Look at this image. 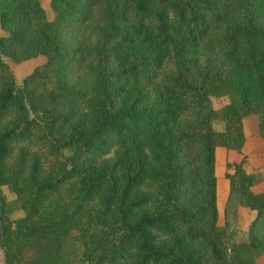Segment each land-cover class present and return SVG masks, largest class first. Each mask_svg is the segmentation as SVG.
Listing matches in <instances>:
<instances>
[{
  "label": "trees",
  "instance_id": "1",
  "mask_svg": "<svg viewBox=\"0 0 264 264\" xmlns=\"http://www.w3.org/2000/svg\"><path fill=\"white\" fill-rule=\"evenodd\" d=\"M49 4L0 0L1 264H257L264 189L242 148L248 116L264 139V0ZM38 55L17 85L8 61ZM218 147L228 199L256 212L230 247Z\"/></svg>",
  "mask_w": 264,
  "mask_h": 264
},
{
  "label": "rangeland",
  "instance_id": "2",
  "mask_svg": "<svg viewBox=\"0 0 264 264\" xmlns=\"http://www.w3.org/2000/svg\"><path fill=\"white\" fill-rule=\"evenodd\" d=\"M50 0H40L42 7L49 13L48 16H52L50 9ZM45 56L38 55L35 58L27 59L22 62L14 63L8 61L9 67L14 75V79L17 85L23 83L24 78L29 75L32 70L45 61ZM213 100V99H212ZM225 97H221L213 100V105L219 107L226 102ZM257 116H248L243 120L244 135L246 137L245 144L242 148L243 157H245V170L248 173H254L260 176L262 183H260L256 190L260 191L264 189V139L257 133ZM214 127L217 130L224 128L223 121H216ZM65 154H69L70 150L66 149ZM234 153L228 151L224 147H218L216 149V178H217V206L219 211L218 223L220 225H227L231 231L229 247L231 244L246 241L248 239L247 228L249 223L256 215L255 211L249 210L243 206H240L237 200V196L233 195L228 199V179L226 178V172L232 173V169H228L227 162H233ZM2 193L8 200L15 199L16 195L7 186L1 187ZM228 199V200H227ZM225 208L226 211H225ZM23 211L17 209L10 213L11 219H16L23 215ZM257 264H264V257L259 256L256 258ZM1 264V255H0Z\"/></svg>",
  "mask_w": 264,
  "mask_h": 264
},
{
  "label": "crops",
  "instance_id": "3",
  "mask_svg": "<svg viewBox=\"0 0 264 264\" xmlns=\"http://www.w3.org/2000/svg\"><path fill=\"white\" fill-rule=\"evenodd\" d=\"M47 12V11H46ZM47 14H49L48 12H47ZM49 17H51V16H49ZM218 207V206H217Z\"/></svg>",
  "mask_w": 264,
  "mask_h": 264
}]
</instances>
